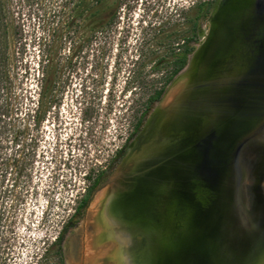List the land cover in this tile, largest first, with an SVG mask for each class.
<instances>
[{
    "label": "water",
    "instance_id": "water-1",
    "mask_svg": "<svg viewBox=\"0 0 264 264\" xmlns=\"http://www.w3.org/2000/svg\"><path fill=\"white\" fill-rule=\"evenodd\" d=\"M207 24L129 140L100 210L143 241L129 264H264V0H216Z\"/></svg>",
    "mask_w": 264,
    "mask_h": 264
},
{
    "label": "rangeland",
    "instance_id": "rangeland-1",
    "mask_svg": "<svg viewBox=\"0 0 264 264\" xmlns=\"http://www.w3.org/2000/svg\"><path fill=\"white\" fill-rule=\"evenodd\" d=\"M197 1L119 0L112 27L79 49V42L70 49L68 42L57 37L61 33L57 29L61 27L62 0H2L0 144L4 150L0 157L4 159L1 164L7 166H0V170H10L11 131L28 133L31 119L27 116L34 114L43 99L44 120L39 134L43 136L42 145L54 152L49 151L48 157L53 158L47 160L51 163L49 170L58 169L57 139L62 146L60 170H63V215L67 224L89 185L85 176L89 174L92 179L105 171L131 131L138 100L144 99V89L137 85L136 79L155 80L164 74L163 67L152 69L154 62L167 56L169 38L187 28L186 20ZM199 23L208 28L207 19ZM51 50L59 55L53 63L57 71L53 73L50 92L42 98L41 69L46 63L44 56ZM181 86L171 92L176 94ZM23 138L24 142L30 139L26 134ZM21 158L26 162L23 155ZM120 161L106 170L107 175L95 190L84 216L72 218L71 224H76L66 232L67 236L74 231L70 236L71 264H126V254L120 251L129 247L130 241L118 237H113L115 243L102 241L105 232L112 234L113 230L98 222L112 182L125 171L126 166ZM54 185L50 197L56 231L57 194H60L56 190V175Z\"/></svg>",
    "mask_w": 264,
    "mask_h": 264
},
{
    "label": "flooded vegetation",
    "instance_id": "flooded-vegetation-1",
    "mask_svg": "<svg viewBox=\"0 0 264 264\" xmlns=\"http://www.w3.org/2000/svg\"><path fill=\"white\" fill-rule=\"evenodd\" d=\"M43 105L38 103L34 114L27 116L31 119L28 133L17 130L10 133V170H0V264H66L63 170H60L63 152L57 139L58 169L49 170L51 163L47 160L53 159L48 157L49 151L54 152L42 145ZM25 134L30 137L27 142H24ZM3 150L0 144V155ZM22 155L26 162H22ZM3 161L0 157V166H7L1 164ZM54 175L56 190L60 192L57 194L56 231L51 219L50 197L55 186Z\"/></svg>",
    "mask_w": 264,
    "mask_h": 264
},
{
    "label": "trees",
    "instance_id": "trees-1",
    "mask_svg": "<svg viewBox=\"0 0 264 264\" xmlns=\"http://www.w3.org/2000/svg\"><path fill=\"white\" fill-rule=\"evenodd\" d=\"M215 1L199 0L193 4L190 16L186 20L187 28L182 34L177 33L174 37L169 38L167 56H161L160 59L154 62L153 70L161 69L162 67L165 70L160 78L155 80L147 79L146 77L136 79L137 85L144 89L142 95L144 99L140 98L138 100L139 108L133 115L131 131L124 145L120 150L116 151L109 166L104 169L105 171L98 172L92 179L89 174L85 176V179L89 181V185L78 200L74 208V214L66 224V232L68 228H73L76 224H71L72 218L84 216L95 190L107 175L106 170H110L112 165L117 164L121 160L129 140L140 129L150 107L159 101L169 83L186 66L189 55L192 54L196 44H198V24L208 18ZM1 2L2 0H0V13L2 12ZM61 3V27L57 29L61 33L57 37L63 38L64 41L68 42L71 45L70 49H73L77 42H79V46H77V49H79L80 46L90 43L97 39L98 35L109 30L117 19L120 7L119 0H62ZM73 54L74 51L71 56ZM149 54H152V52ZM58 57V52H53L52 50L44 56L46 63L41 69L43 80L40 85V96L42 98L47 96L54 83L53 73L57 70L54 69L53 63ZM42 101L39 103L40 105Z\"/></svg>",
    "mask_w": 264,
    "mask_h": 264
},
{
    "label": "bare ground",
    "instance_id": "bare-ground-1",
    "mask_svg": "<svg viewBox=\"0 0 264 264\" xmlns=\"http://www.w3.org/2000/svg\"><path fill=\"white\" fill-rule=\"evenodd\" d=\"M188 79H189V76H188V72H185V73H182L168 88V90L166 91L165 95H164V98L162 100V107L163 108H167V106L176 98V96H178L185 88L186 84L188 83ZM182 84L181 88L178 90V92H171L176 86ZM98 222L100 223V226H103L104 224L106 226L109 227V225L106 223V221H104L102 218H101V213L99 215V218H98ZM104 223V224H103ZM111 228L113 231H112V234L111 233H108V232H105L104 229L103 231L105 232L106 234V237L102 240V241H107V240H111L112 242L113 241V237H118L122 240H127V241H130V246L129 247H126V248H122V250L120 252H125L126 254V264H129V259H130V254L131 253H134L136 254L140 248H141V245L143 243L140 242V241H137L135 239H128L126 237V230L124 229H119V228H115V227H109ZM104 237V236H103ZM115 243V242H114ZM116 252H118L117 254H119V248L116 249ZM125 257V256H124ZM112 260H114V258H111Z\"/></svg>",
    "mask_w": 264,
    "mask_h": 264
}]
</instances>
